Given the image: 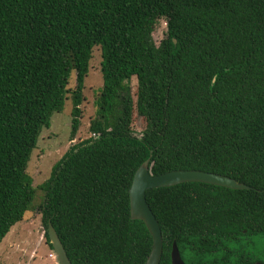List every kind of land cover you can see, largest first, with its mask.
<instances>
[{"label": "trees", "instance_id": "obj_1", "mask_svg": "<svg viewBox=\"0 0 264 264\" xmlns=\"http://www.w3.org/2000/svg\"><path fill=\"white\" fill-rule=\"evenodd\" d=\"M96 48L93 137L42 187L48 241L53 225L73 264H146L153 239L131 218L130 190L151 160L155 175L199 170L251 187L149 191L162 264L175 242L185 264H264V0H0V245L33 209L29 162L70 100L80 129Z\"/></svg>", "mask_w": 264, "mask_h": 264}, {"label": "rangeland", "instance_id": "obj_2", "mask_svg": "<svg viewBox=\"0 0 264 264\" xmlns=\"http://www.w3.org/2000/svg\"><path fill=\"white\" fill-rule=\"evenodd\" d=\"M167 31L166 21H161L154 33L157 46H160V43L167 37ZM102 61L101 48H96L91 61V70L84 84L83 115L76 136H73V103L71 100L66 103L62 113L53 115L51 127L44 128L41 133L37 149L28 167L29 177L36 189L33 209L27 213L22 223L13 228L0 245V262L3 264H59L53 247L48 241L47 229L40 211V206L47 196V192L42 187L54 180L55 172L73 147L93 137L90 132V123L96 117L98 111L96 99L104 87ZM75 86L76 80L73 79L70 88H75ZM137 89L138 81L133 79L132 92L135 98ZM144 123V120L136 115L134 121L136 136L141 137L145 130Z\"/></svg>", "mask_w": 264, "mask_h": 264}, {"label": "water", "instance_id": "obj_3", "mask_svg": "<svg viewBox=\"0 0 264 264\" xmlns=\"http://www.w3.org/2000/svg\"><path fill=\"white\" fill-rule=\"evenodd\" d=\"M188 183H202L237 191L251 189L233 178L199 170H180L155 175L151 169V160L145 162L135 174L130 190V204L131 218L135 221H143L153 239L152 251L146 264H162L165 246L161 225L148 203V192ZM49 239L59 264H73L53 225L49 227ZM171 258L172 264H185L176 242L173 245Z\"/></svg>", "mask_w": 264, "mask_h": 264}]
</instances>
